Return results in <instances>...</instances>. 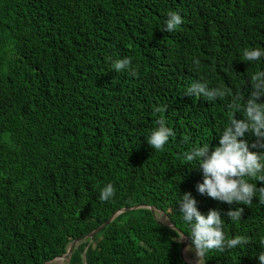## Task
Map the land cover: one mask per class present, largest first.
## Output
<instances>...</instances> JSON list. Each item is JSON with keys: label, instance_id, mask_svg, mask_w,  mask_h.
I'll use <instances>...</instances> for the list:
<instances>
[{"label": "trees", "instance_id": "obj_1", "mask_svg": "<svg viewBox=\"0 0 264 264\" xmlns=\"http://www.w3.org/2000/svg\"><path fill=\"white\" fill-rule=\"evenodd\" d=\"M170 11L183 22L166 32ZM245 48L264 50V0H0V264H187L177 232L146 207L118 214L67 260H52L113 212L140 204L191 241L179 205L186 192L203 214L221 211L226 239L250 241L210 251L207 263L260 264L264 205L201 194L203 172L184 159L219 145L233 97L243 105L251 75L264 71V57L242 60ZM127 57L138 75L112 69ZM197 81L232 95H186ZM161 116L175 136L157 151L147 136ZM108 183L115 197L101 202ZM238 207L233 222L227 212Z\"/></svg>", "mask_w": 264, "mask_h": 264}, {"label": "clouds", "instance_id": "obj_2", "mask_svg": "<svg viewBox=\"0 0 264 264\" xmlns=\"http://www.w3.org/2000/svg\"><path fill=\"white\" fill-rule=\"evenodd\" d=\"M182 16L179 12L170 11L167 14L165 27L166 32H173L182 24ZM264 57V50L260 48H245L242 60L255 62ZM195 66H199L198 59L193 61ZM112 69L116 72L128 69L132 75H138V69L132 66L131 58L116 60L112 64ZM252 91L246 102L242 105L238 101L241 97L237 94L233 97V102L229 107L232 109L230 123L225 127L219 136V145L210 152L209 144L197 146L185 153L184 159L194 166H199L203 172V182L197 185V190L201 194H207L210 198L227 204H243L251 207L254 197H258L260 204L264 205V187H257V183L250 180L264 182V71H257L250 78ZM188 96H195L196 99L204 97L210 102L218 98L223 99L232 93L224 88H209L206 82H193L185 91ZM164 108L157 107L155 112L162 113ZM236 113H241L243 118L238 119ZM159 125L147 136L148 144L157 151H162L168 143L170 137L175 136V132L168 127L163 116L157 121ZM246 134H251L255 140L250 144L244 139ZM187 139V138H186ZM256 149V150H253ZM116 189L112 183L106 184L100 191L99 200L101 202L110 201L115 197ZM180 212L183 221L190 226L187 231L191 241L188 246L189 251H194L197 261L184 257L187 264H212L206 262L207 254L212 250L223 252L225 249H234L243 246L250 241L242 235L226 239L223 230L224 220L221 211L218 209L209 210L208 214H203L197 207V201L190 192L184 193L179 201ZM243 207L229 210L227 217L233 222H238L242 218ZM174 228L177 232V239L180 242L185 240L184 232ZM186 235V234H185ZM264 245V240H261ZM181 248V247H180ZM188 261V262H187ZM260 264H264V252L259 254ZM190 262V263H189ZM215 263V262H214Z\"/></svg>", "mask_w": 264, "mask_h": 264}, {"label": "water", "instance_id": "obj_3", "mask_svg": "<svg viewBox=\"0 0 264 264\" xmlns=\"http://www.w3.org/2000/svg\"><path fill=\"white\" fill-rule=\"evenodd\" d=\"M140 207H146V208H149L150 210H152L154 216L156 217V219L160 222V223H163L165 225H168L172 228H175V225L170 222L169 218L166 216L165 217V220H161L159 219L157 216H156V212L159 210V209H156L154 206H148L146 204H140V205H135V206H132V207H129V208H123V209H120V210H117L115 212H113L109 217L108 219L103 223L101 224L100 226H98L97 228H95L94 230H92L91 232L87 233V234H84L80 237H77V238H74L72 242L69 243L68 245V248L67 250L60 256H56L54 257L52 260L53 261H57L60 259V257H64V258H68L69 255L71 254L72 250H73V247L75 246V244L83 239V238H86V237H91L94 233L98 232L104 225L108 224L109 222H111L118 214L120 213H123L127 210H131L133 208H140ZM180 230V229H179ZM181 231V230H180ZM185 240L183 242H180V245H181V248H180V255L181 257L186 261V258L184 257V251H185V248L186 246L188 245L189 241H188V237L187 235H185ZM188 262V261H187ZM190 263V262H189ZM42 264H47V261L43 262ZM192 264V263H190ZM212 264H224V263H220V262H215V263H212Z\"/></svg>", "mask_w": 264, "mask_h": 264}, {"label": "rangeland", "instance_id": "obj_4", "mask_svg": "<svg viewBox=\"0 0 264 264\" xmlns=\"http://www.w3.org/2000/svg\"><path fill=\"white\" fill-rule=\"evenodd\" d=\"M156 216H157L159 219H161V220H165V217H166V215H165L162 211H159V210L156 212ZM190 244H191V243H190ZM190 244H188V246H189ZM188 246H187L186 251H185L186 257H187L188 259H190V260L197 261V257H196L195 252H194V251H189V250H188ZM64 260H67V259H65L64 257H60V259L58 260V262H61V261H64Z\"/></svg>", "mask_w": 264, "mask_h": 264}]
</instances>
